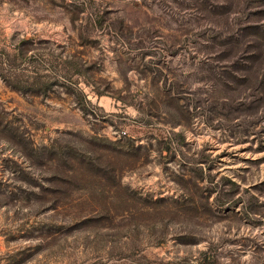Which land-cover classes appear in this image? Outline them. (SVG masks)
I'll list each match as a JSON object with an SVG mask.
<instances>
[{
	"label": "rangeland",
	"instance_id": "374dc122",
	"mask_svg": "<svg viewBox=\"0 0 264 264\" xmlns=\"http://www.w3.org/2000/svg\"><path fill=\"white\" fill-rule=\"evenodd\" d=\"M0 264H264V0H0Z\"/></svg>",
	"mask_w": 264,
	"mask_h": 264
}]
</instances>
